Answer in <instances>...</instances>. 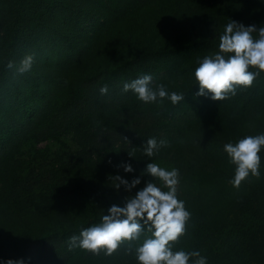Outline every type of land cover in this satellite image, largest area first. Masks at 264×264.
<instances>
[{
  "label": "trees",
  "instance_id": "16d2710c",
  "mask_svg": "<svg viewBox=\"0 0 264 264\" xmlns=\"http://www.w3.org/2000/svg\"><path fill=\"white\" fill-rule=\"evenodd\" d=\"M231 20L264 27V0H0V264H139L146 227L111 256L69 238L149 181L168 191L141 175L151 162L179 170L177 198L191 214L174 252L264 264V146L260 177L239 189L224 150L264 134V72L223 101L196 95L195 70ZM28 55L30 71L7 68ZM145 74L185 99L144 103L123 91ZM149 138L167 142L152 157ZM117 175L141 183L117 190Z\"/></svg>",
  "mask_w": 264,
  "mask_h": 264
},
{
  "label": "clouds",
  "instance_id": "9594fccd",
  "mask_svg": "<svg viewBox=\"0 0 264 264\" xmlns=\"http://www.w3.org/2000/svg\"><path fill=\"white\" fill-rule=\"evenodd\" d=\"M258 32L259 38L253 39V33ZM219 51L205 56L195 70V79L199 85L197 96L211 95L214 101H223L229 94H236V86L251 87L253 81L264 72V27L256 25L245 26L234 20L229 22L219 37ZM232 54V55H229ZM34 57L26 56L16 68L14 62L7 64L8 69H14L23 74L31 70ZM258 71H249V68ZM153 77L145 74L140 78L124 83L123 91L132 90L144 103H155L165 98L173 105L185 99L184 94L166 90L163 84L153 86ZM100 93H108L105 85ZM126 140L127 138L124 137ZM165 140L149 138L144 145V152L152 157L161 147L166 146ZM264 146V134L246 136L237 143H227L224 150L230 162L236 165L235 175L231 181L233 187L239 189L241 183L249 178V174L259 178L261 167V148ZM130 156H132L129 153ZM125 172H134L131 163L121 165ZM141 175H150L162 182L163 191L156 182L149 181L146 186L135 195L126 197L123 206L113 204L102 216L101 222L95 226L84 229L79 236L69 238V247H80L84 250L99 255L103 250L105 255L111 256L124 241L139 239L144 228L151 236L147 237L142 245L136 248V258L139 264H207L206 257L199 252L186 253L173 251L171 242L177 241L184 233L186 224L190 220V212L186 210L185 202L177 198L179 184V170H165L157 163H148ZM116 189L121 185L131 192L141 183L140 178L129 182L117 175ZM7 264H25L23 259L18 261L9 259Z\"/></svg>",
  "mask_w": 264,
  "mask_h": 264
},
{
  "label": "rangeland",
  "instance_id": "374dc122",
  "mask_svg": "<svg viewBox=\"0 0 264 264\" xmlns=\"http://www.w3.org/2000/svg\"><path fill=\"white\" fill-rule=\"evenodd\" d=\"M121 193L127 195L129 193V191H128V193L127 192H121Z\"/></svg>",
  "mask_w": 264,
  "mask_h": 264
}]
</instances>
